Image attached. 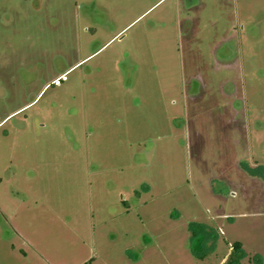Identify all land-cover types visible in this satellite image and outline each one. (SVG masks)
<instances>
[{"label":"rangeland","instance_id":"1","mask_svg":"<svg viewBox=\"0 0 264 264\" xmlns=\"http://www.w3.org/2000/svg\"><path fill=\"white\" fill-rule=\"evenodd\" d=\"M0 264H264V0H0Z\"/></svg>","mask_w":264,"mask_h":264},{"label":"trees","instance_id":"2","mask_svg":"<svg viewBox=\"0 0 264 264\" xmlns=\"http://www.w3.org/2000/svg\"><path fill=\"white\" fill-rule=\"evenodd\" d=\"M240 248H241V243L239 241H235L232 243V250H231L230 255H229L230 257H229L228 263L237 261L238 257H236V253H238Z\"/></svg>","mask_w":264,"mask_h":264},{"label":"built area","instance_id":"3","mask_svg":"<svg viewBox=\"0 0 264 264\" xmlns=\"http://www.w3.org/2000/svg\"><path fill=\"white\" fill-rule=\"evenodd\" d=\"M66 79V74H62L52 80L51 84L55 86H60L62 82Z\"/></svg>","mask_w":264,"mask_h":264},{"label":"flooded vegetation","instance_id":"4","mask_svg":"<svg viewBox=\"0 0 264 264\" xmlns=\"http://www.w3.org/2000/svg\"><path fill=\"white\" fill-rule=\"evenodd\" d=\"M65 74H66V73H65ZM49 85H50V84H46V85H44L43 89L47 88ZM43 89H42V90H43Z\"/></svg>","mask_w":264,"mask_h":264}]
</instances>
